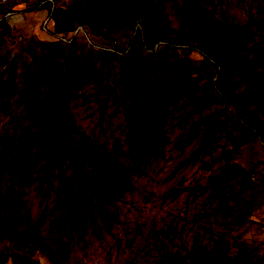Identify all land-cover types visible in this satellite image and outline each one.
<instances>
[{
    "label": "trees",
    "instance_id": "1",
    "mask_svg": "<svg viewBox=\"0 0 264 264\" xmlns=\"http://www.w3.org/2000/svg\"><path fill=\"white\" fill-rule=\"evenodd\" d=\"M5 1L0 103L12 98L18 114L0 132V213L19 206L29 191L43 206L21 230L0 214V263L13 253L43 256L47 245L84 240L98 221L109 227L110 204L131 180L132 167L123 162L157 152L168 124L179 129L176 148L196 142L176 168L192 163L211 171L199 188L213 191L216 212H234L241 245L231 258L218 241L209 250L197 245L189 256L170 255L172 264H264L260 245L243 241L264 211L262 22L231 20L224 0H28L20 9L47 10L37 52L31 38L20 49L6 36L7 14L19 8ZM71 90L81 91L73 106L92 125L82 132L71 126ZM174 111L183 115L165 123ZM115 123L118 134L99 142Z\"/></svg>",
    "mask_w": 264,
    "mask_h": 264
},
{
    "label": "rangeland",
    "instance_id": "2",
    "mask_svg": "<svg viewBox=\"0 0 264 264\" xmlns=\"http://www.w3.org/2000/svg\"><path fill=\"white\" fill-rule=\"evenodd\" d=\"M27 1H5L6 6L15 4L19 8L17 12L7 14L11 30H8L6 36L12 35L17 39L20 49L31 38L29 47L38 52L37 35L42 20L47 17V10L20 9L27 5ZM223 7L231 20L240 24L261 21L264 31V0H224ZM137 25H140L139 19ZM250 30H254L253 25ZM80 92L74 93L71 90L72 99L69 98V102L73 111L70 116L71 126L82 132L85 127L90 128L92 125L82 109L73 106L74 97ZM14 114H18V108L12 98L8 104L0 103V132ZM179 115H183V111H174L171 117L165 116L164 121L174 123ZM163 129L160 131L163 142L157 152H151L143 161L133 164L123 162L124 167H132L131 180L124 195L115 198L110 204L114 220L109 227H102L98 221L96 227L87 228L84 240L73 239L68 244H61L60 249L47 245V253L43 256L13 253L0 264H172L170 255L189 256L197 245H203L209 250L215 241H218V247L226 251L225 258H231L237 252V247H241L234 239L237 234L232 225L234 212L229 207L216 212L217 201L213 191L199 188L208 184L211 171L192 163L176 168L196 142L178 149L173 142L179 132L178 127L165 124ZM117 130L115 123L97 136L98 141H110L112 135L118 134ZM235 160L237 158L228 161L223 168L233 162L239 163ZM54 197L55 190L45 200L46 209L51 208ZM39 200L31 191L23 193L19 206L8 211L2 210L0 214L21 230L26 222L25 217L30 222L36 220L43 206ZM46 226L47 223L42 229ZM249 227L243 241L258 243L261 254H264V211L258 222ZM220 233L225 234L222 240L219 239ZM4 244L5 241H0V251H4ZM233 264H239L238 260H234Z\"/></svg>",
    "mask_w": 264,
    "mask_h": 264
},
{
    "label": "built area",
    "instance_id": "3",
    "mask_svg": "<svg viewBox=\"0 0 264 264\" xmlns=\"http://www.w3.org/2000/svg\"><path fill=\"white\" fill-rule=\"evenodd\" d=\"M2 1H4V0H0V2H2Z\"/></svg>",
    "mask_w": 264,
    "mask_h": 264
}]
</instances>
